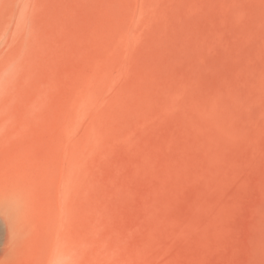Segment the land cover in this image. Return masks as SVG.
<instances>
[{
  "label": "rangeland",
  "instance_id": "1",
  "mask_svg": "<svg viewBox=\"0 0 264 264\" xmlns=\"http://www.w3.org/2000/svg\"><path fill=\"white\" fill-rule=\"evenodd\" d=\"M0 264H264V0H0Z\"/></svg>",
  "mask_w": 264,
  "mask_h": 264
}]
</instances>
